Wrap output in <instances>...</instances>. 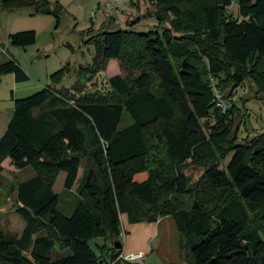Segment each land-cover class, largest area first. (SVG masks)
Segmentation results:
<instances>
[{"label": "trees", "instance_id": "16d2710c", "mask_svg": "<svg viewBox=\"0 0 264 264\" xmlns=\"http://www.w3.org/2000/svg\"><path fill=\"white\" fill-rule=\"evenodd\" d=\"M237 1L239 18L228 12L233 0H155L154 30L88 39L95 54L82 74L96 78L110 60L124 74L62 91L67 66L52 75L57 85L13 99L0 177L6 159L35 174L17 187L22 233L0 228V264H141L117 259L122 215L130 223L172 217L187 264H264V131L239 141L236 120L245 114L230 102L246 77L264 92V0ZM50 4L0 0L2 9L53 13L58 25ZM8 39L26 47L37 33ZM11 73L29 79L12 57L0 63V77ZM125 113L132 122L121 126ZM184 167L201 168L199 177ZM61 172L66 190L81 180L70 215L58 209ZM57 249L70 254L54 258Z\"/></svg>", "mask_w": 264, "mask_h": 264}, {"label": "rangeland", "instance_id": "374dc122", "mask_svg": "<svg viewBox=\"0 0 264 264\" xmlns=\"http://www.w3.org/2000/svg\"><path fill=\"white\" fill-rule=\"evenodd\" d=\"M49 1L51 9L59 8L58 25L57 17L53 13H36L28 6L4 10L0 7V63L12 57L19 62L29 76V79L22 82H17L12 73L0 77V134L12 114L13 99L26 97L45 86L56 84L52 75L62 68L69 67L60 82L57 83L62 91L68 89L77 91L81 87L92 88V82L98 77L102 81H106L113 75L124 74L118 60L109 61L106 68L96 78L90 77L87 72L81 73L83 68L92 63L95 54V44L88 41L92 36H98L103 30L115 31L119 29L143 33L154 30L157 24L154 16L155 0H123L120 4L122 9L110 10L102 14H98V11L109 0ZM228 12L233 18H239L237 0H233ZM138 18L137 22L131 23ZM159 27L161 25H158ZM22 30H35L37 33L36 43L26 47L11 44L8 39L9 34ZM230 102L245 114L244 118L237 117L236 120L239 141L264 131V92L258 90V86L252 78L246 77ZM131 122L130 115L125 113L121 126ZM160 151H164L162 147H160ZM2 165L4 171L0 177V228L9 235L19 236L25 226V221L15 211L18 205L17 187L20 182L34 176L35 171L31 167L15 168L10 164L9 159L4 160ZM182 169L195 180L201 171V168L194 167ZM82 170L83 166L79 170L80 179ZM65 177V172L58 175L54 189L60 195L59 211L70 215L74 204L79 199L77 187L81 180L79 179L72 190H66L64 188ZM182 199L189 205L192 203V199L188 196H184ZM134 224L128 225L133 226ZM136 224L140 225L141 223ZM150 224L148 222L144 225ZM146 231L152 235L154 229L147 226ZM151 250L149 248L145 255L136 261L141 264H162L158 252ZM62 254L68 255L70 251L60 252L57 249L52 252L54 258ZM181 264H187L184 258H182Z\"/></svg>", "mask_w": 264, "mask_h": 264}, {"label": "crops", "instance_id": "0c3cea01", "mask_svg": "<svg viewBox=\"0 0 264 264\" xmlns=\"http://www.w3.org/2000/svg\"><path fill=\"white\" fill-rule=\"evenodd\" d=\"M7 125L4 128L3 132L0 134V136H2L3 133L5 132ZM171 218L172 217L169 216L161 217L154 223L150 222L151 223L150 225H144L145 223L148 222H138L141 224L137 225L135 223L132 226V225H128L131 223L128 221L127 216L123 215L122 216V229L124 233L123 251L126 254L142 253L143 255H145V252L149 248H151L152 249L151 251L158 252L160 258L162 259L161 260L163 262L162 264L182 263L183 253L180 248L181 235L176 227L175 221ZM147 226L154 229L152 235L147 233L146 231Z\"/></svg>", "mask_w": 264, "mask_h": 264}, {"label": "built area", "instance_id": "2783aa9c", "mask_svg": "<svg viewBox=\"0 0 264 264\" xmlns=\"http://www.w3.org/2000/svg\"><path fill=\"white\" fill-rule=\"evenodd\" d=\"M123 0H109L104 7H101L98 11V14H102V13H106L107 11L109 12L110 10H116V9H122V7H120V4L122 3ZM218 100H219V104L221 106H225L226 102L224 101V99L217 94ZM122 240L124 238V233L122 232ZM143 257L142 253H132V254H126L124 251H122L117 259H123L125 261L128 262H138L136 260L141 259Z\"/></svg>", "mask_w": 264, "mask_h": 264}, {"label": "water", "instance_id": "95a60500", "mask_svg": "<svg viewBox=\"0 0 264 264\" xmlns=\"http://www.w3.org/2000/svg\"><path fill=\"white\" fill-rule=\"evenodd\" d=\"M115 247L116 248H121L122 247L121 242H119V241L115 242Z\"/></svg>", "mask_w": 264, "mask_h": 264}]
</instances>
